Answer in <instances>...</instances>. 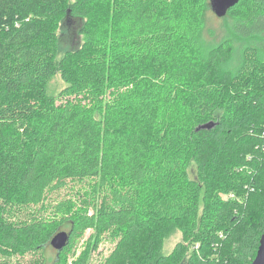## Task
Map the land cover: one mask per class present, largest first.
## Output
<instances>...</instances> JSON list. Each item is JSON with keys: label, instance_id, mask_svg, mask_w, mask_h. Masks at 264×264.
I'll return each instance as SVG.
<instances>
[{"label": "trees", "instance_id": "1", "mask_svg": "<svg viewBox=\"0 0 264 264\" xmlns=\"http://www.w3.org/2000/svg\"><path fill=\"white\" fill-rule=\"evenodd\" d=\"M209 2L0 0V254H41L68 226L53 264H70L89 229L71 264H88L108 232L116 245L101 264L253 262L264 234V0H239L223 17L229 33L205 51ZM66 18L83 21L85 42L58 60ZM59 73L66 87L49 96ZM68 181L91 193L46 217ZM171 228L182 241L166 255Z\"/></svg>", "mask_w": 264, "mask_h": 264}, {"label": "rangeland", "instance_id": "2", "mask_svg": "<svg viewBox=\"0 0 264 264\" xmlns=\"http://www.w3.org/2000/svg\"><path fill=\"white\" fill-rule=\"evenodd\" d=\"M75 0H71L73 2ZM207 31L201 37V43L205 51H209L213 49L217 42L224 37L226 34L229 33V29L227 26V22L223 20V18L217 17L210 6L209 2V9L207 12ZM83 25V21L80 19H68L61 22L58 28V38H59V52H58V60H60L63 55L68 50H76L80 48L84 42L85 37L80 33V29ZM66 84L64 80L61 78V74H57L48 84H47V94L49 96H56L58 95L64 88ZM194 164V163H192ZM195 168V166H193ZM196 174L193 170L191 174L192 178H195ZM87 182H80V181H68L67 184L61 188L54 191L49 196L48 207L51 208V211H48L46 217H52L53 210L52 207L56 203L64 201L66 199H72L71 201L75 202V206L72 208L74 211L80 206L78 197H87V194L91 193V190L87 184ZM236 194L231 193L228 198H234ZM88 212L90 214L93 213L92 205L87 206ZM32 210H22L21 217L24 220L30 219V213ZM254 209L251 208L250 216L253 215ZM55 216V221H63L67 218V214L63 213L62 216ZM60 232H67L69 233L68 226L61 227ZM59 233V232H58ZM93 231L86 230L84 235L73 245L70 256L69 262L70 264L77 259L81 253L87 252L89 249V238L91 237ZM182 241V234L179 230L175 228H171L168 231V235L165 240L164 250L163 253L168 255L170 254L177 243ZM116 242L112 241L110 236V232L104 235L100 244L97 248L90 249V259L88 264H101L113 251ZM188 250L187 257L191 255V246ZM57 258L56 250L48 246L43 253L41 254H28L25 257L19 256H5L0 254V263H10V264H53L54 260Z\"/></svg>", "mask_w": 264, "mask_h": 264}, {"label": "water", "instance_id": "3", "mask_svg": "<svg viewBox=\"0 0 264 264\" xmlns=\"http://www.w3.org/2000/svg\"><path fill=\"white\" fill-rule=\"evenodd\" d=\"M239 0H210L211 9L213 13L223 18L228 11L238 4ZM70 234L67 232L57 233L51 240L50 246L58 253L61 252L69 243ZM251 264H264V234L260 239V246L258 248L256 257Z\"/></svg>", "mask_w": 264, "mask_h": 264}]
</instances>
